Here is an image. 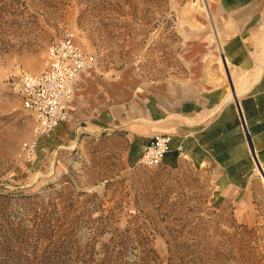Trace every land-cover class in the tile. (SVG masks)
Returning a JSON list of instances; mask_svg holds the SVG:
<instances>
[{
  "label": "rangeland",
  "instance_id": "1",
  "mask_svg": "<svg viewBox=\"0 0 264 264\" xmlns=\"http://www.w3.org/2000/svg\"><path fill=\"white\" fill-rule=\"evenodd\" d=\"M202 5L0 0V264H264L254 166L230 179L179 147L157 166L140 162L149 138L134 123L148 97L173 102L211 84L210 68L221 73ZM67 30L95 56L96 85H114L101 108L117 118L93 124L97 112L80 107L29 157L23 145L36 135L22 78L45 67Z\"/></svg>",
  "mask_w": 264,
  "mask_h": 264
},
{
  "label": "crops",
  "instance_id": "2",
  "mask_svg": "<svg viewBox=\"0 0 264 264\" xmlns=\"http://www.w3.org/2000/svg\"><path fill=\"white\" fill-rule=\"evenodd\" d=\"M210 10L208 18L213 40L220 53L229 58L236 82L243 85L247 76L249 87L222 104L232 87L231 79L223 75L218 62L221 73L217 77L213 74L217 80L210 81L212 83L200 92L169 103L161 102L157 95L148 97V111L145 117L135 119V131L142 139L149 138L148 143L155 134H171L169 152L179 148L189 150L198 161L213 164L230 179L246 178L254 166L264 182V62L260 61L264 42V0H214ZM259 64L262 68L256 76ZM95 79L97 74L93 69L81 73L69 115L77 117V110L84 107L92 113L97 112L92 114L91 122L100 124L117 118L110 108H101L103 91L113 90L114 85L103 82L98 86ZM224 81L225 85H217ZM89 100L96 102L93 110L86 106ZM119 111H123L122 108Z\"/></svg>",
  "mask_w": 264,
  "mask_h": 264
},
{
  "label": "built area",
  "instance_id": "3",
  "mask_svg": "<svg viewBox=\"0 0 264 264\" xmlns=\"http://www.w3.org/2000/svg\"><path fill=\"white\" fill-rule=\"evenodd\" d=\"M94 62L95 56L76 41L73 31L67 30L50 45L45 67L37 74H24L22 103L34 120L36 135L24 143L26 155L30 157L35 153L41 136L52 133L68 120L78 78L93 67ZM171 140L169 133L153 136L140 162L147 166L159 165L171 148Z\"/></svg>",
  "mask_w": 264,
  "mask_h": 264
},
{
  "label": "bare ground",
  "instance_id": "4",
  "mask_svg": "<svg viewBox=\"0 0 264 264\" xmlns=\"http://www.w3.org/2000/svg\"><path fill=\"white\" fill-rule=\"evenodd\" d=\"M213 2H214V0H197V3L198 4H203L202 6H203V8H205V11L207 12V15H209L210 14V12H211V10H210V8L212 7V4H213ZM261 40V39H260ZM224 54V53H223ZM222 53H220L219 55V57H218V60L220 61V64H221V68H222V73H223V75L228 79V78H230V79H228V80H230L231 81V83H229V82H227V83H229L230 85H231V89H230V91L227 93V95H226V97L224 98V100H223V102H222V104H224V103H226L229 99H231L232 97H236V96H239L240 94H241V92H242V90H245V88L247 87V85H248V83H246L249 79H248V77L247 76H245V78L243 79L244 81H245V83H243V85L240 83V81H239V83L238 82H236V80H235V77H234V72H233V70H232V68H231V64H230V62H229V58H227V56H224ZM262 56L263 57H261L260 58V61H261V64L264 62V42H263V45H262ZM213 61V60H212ZM210 62V61H209ZM263 66V65H262ZM261 66H260V64H259V66L258 67H256V72H255V75L257 76L258 75V73H259V71L261 70ZM210 71H211V68H210V70H208V72L206 73L207 74V77H209V80H211V81H216L217 79H215L214 77H213V74L212 73H210ZM213 71V70H212ZM248 71V70H247ZM261 72V71H260ZM223 76V77H224ZM253 76V75H252ZM211 78H213V79H211ZM219 79H221V78H219ZM241 79V80H242ZM243 81V82H244ZM250 81V80H249ZM221 83V82H220ZM219 84V83H218ZM229 85V86H230ZM245 85V86H244ZM243 86V87H242ZM249 87V86H248ZM247 87V88H248ZM243 93V92H242ZM226 94V93H225ZM214 111V110H213ZM175 115V114H174ZM174 115H172V117H174ZM179 116V115H178ZM190 121L191 120H193V119H189ZM188 120V121H189ZM194 121V120H193ZM192 121V122H193Z\"/></svg>",
  "mask_w": 264,
  "mask_h": 264
}]
</instances>
